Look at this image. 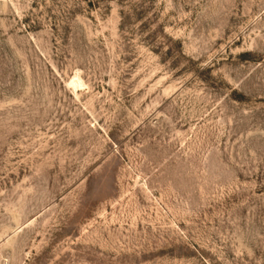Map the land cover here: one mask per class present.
Segmentation results:
<instances>
[{"label": "rangeland", "instance_id": "1", "mask_svg": "<svg viewBox=\"0 0 264 264\" xmlns=\"http://www.w3.org/2000/svg\"><path fill=\"white\" fill-rule=\"evenodd\" d=\"M0 264H264V0H0Z\"/></svg>", "mask_w": 264, "mask_h": 264}]
</instances>
